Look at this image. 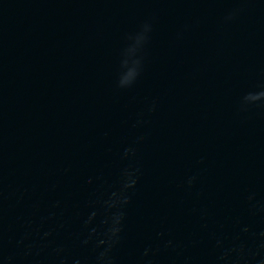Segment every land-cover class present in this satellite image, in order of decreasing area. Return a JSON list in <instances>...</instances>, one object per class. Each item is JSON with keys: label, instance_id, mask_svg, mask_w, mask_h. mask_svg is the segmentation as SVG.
Here are the masks:
<instances>
[{"label": "water", "instance_id": "1", "mask_svg": "<svg viewBox=\"0 0 264 264\" xmlns=\"http://www.w3.org/2000/svg\"><path fill=\"white\" fill-rule=\"evenodd\" d=\"M264 81V0H0V264L165 174Z\"/></svg>", "mask_w": 264, "mask_h": 264}]
</instances>
